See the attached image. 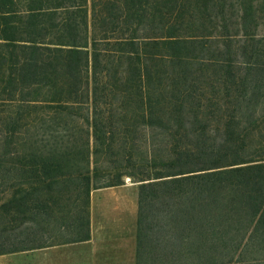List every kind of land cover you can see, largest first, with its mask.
<instances>
[{"label": "trees", "instance_id": "obj_1", "mask_svg": "<svg viewBox=\"0 0 264 264\" xmlns=\"http://www.w3.org/2000/svg\"><path fill=\"white\" fill-rule=\"evenodd\" d=\"M128 179L137 264H264V0H0V255Z\"/></svg>", "mask_w": 264, "mask_h": 264}, {"label": "crops", "instance_id": "obj_2", "mask_svg": "<svg viewBox=\"0 0 264 264\" xmlns=\"http://www.w3.org/2000/svg\"><path fill=\"white\" fill-rule=\"evenodd\" d=\"M137 184L94 190L90 237L0 255V264H137Z\"/></svg>", "mask_w": 264, "mask_h": 264}, {"label": "rangeland", "instance_id": "obj_3", "mask_svg": "<svg viewBox=\"0 0 264 264\" xmlns=\"http://www.w3.org/2000/svg\"><path fill=\"white\" fill-rule=\"evenodd\" d=\"M126 184L130 185V184H132V183H131L130 180L128 179V180L126 181ZM130 188H132V189L136 188V190H137V194H138V185H137V187H132V186H130ZM0 200H3V197H2L1 195H0Z\"/></svg>", "mask_w": 264, "mask_h": 264}]
</instances>
